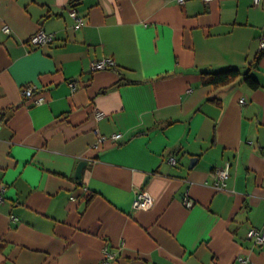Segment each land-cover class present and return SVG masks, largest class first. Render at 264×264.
Segmentation results:
<instances>
[{
	"label": "crops",
	"instance_id": "obj_1",
	"mask_svg": "<svg viewBox=\"0 0 264 264\" xmlns=\"http://www.w3.org/2000/svg\"><path fill=\"white\" fill-rule=\"evenodd\" d=\"M263 39L264 0H0V264H264Z\"/></svg>",
	"mask_w": 264,
	"mask_h": 264
},
{
	"label": "built area",
	"instance_id": "obj_2",
	"mask_svg": "<svg viewBox=\"0 0 264 264\" xmlns=\"http://www.w3.org/2000/svg\"><path fill=\"white\" fill-rule=\"evenodd\" d=\"M179 2H183L184 0H178ZM205 3H210L213 0H203ZM255 5H259L261 0H253ZM72 17L76 20L77 26H81L83 23V20L80 17L76 16L75 11L71 12ZM6 33H9L10 30L7 26L3 29ZM54 41V35L48 34L44 32L43 30L38 31L36 34L31 36L29 39V43L37 46L42 47L45 45H48ZM261 49H264V39L261 42ZM115 67V62L111 58H105L101 60H97L92 62L91 69L93 71H101V70H108ZM70 86L72 90H75L76 84L74 82L70 83ZM34 89L32 87H27L23 91V95L26 98H33L34 97ZM34 102L37 104H40L43 102L42 99L34 98ZM122 138L121 134H113L111 137H99L97 140V143L95 144V148H98L101 144H103L105 141H111V142H117ZM170 164L175 163V159L171 158L169 160ZM229 163H226L225 166L221 169L217 170L216 174V181L214 182V187L216 190L223 191L225 190V180L229 176ZM3 189L0 190V202L3 200ZM154 204V198L146 191H140L133 202V208L136 210H148L150 209ZM183 204L186 207H191L193 205V201L188 197V195H185L183 198ZM14 219V218H13ZM247 236L249 239H251L255 246H263L264 245V229L258 230L254 227H251L248 230ZM106 260L112 259L113 255L105 253ZM243 264H246L245 260L240 259Z\"/></svg>",
	"mask_w": 264,
	"mask_h": 264
},
{
	"label": "trees",
	"instance_id": "obj_3",
	"mask_svg": "<svg viewBox=\"0 0 264 264\" xmlns=\"http://www.w3.org/2000/svg\"><path fill=\"white\" fill-rule=\"evenodd\" d=\"M263 56L264 49H261L260 53L254 60V66L258 65ZM239 76L240 72L236 68H227L216 72L203 71L201 73V82L203 85L219 87L234 81ZM244 81L251 89H257L259 87L258 82L249 74V72L245 73Z\"/></svg>",
	"mask_w": 264,
	"mask_h": 264
},
{
	"label": "water",
	"instance_id": "obj_4",
	"mask_svg": "<svg viewBox=\"0 0 264 264\" xmlns=\"http://www.w3.org/2000/svg\"><path fill=\"white\" fill-rule=\"evenodd\" d=\"M86 165V162H80L78 167H77V170H76V177L77 179L80 180L81 178V172H82V168Z\"/></svg>",
	"mask_w": 264,
	"mask_h": 264
}]
</instances>
